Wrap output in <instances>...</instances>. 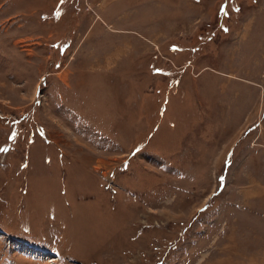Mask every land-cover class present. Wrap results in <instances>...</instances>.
Segmentation results:
<instances>
[{
	"label": "rangeland",
	"instance_id": "1",
	"mask_svg": "<svg viewBox=\"0 0 264 264\" xmlns=\"http://www.w3.org/2000/svg\"><path fill=\"white\" fill-rule=\"evenodd\" d=\"M0 264H264V0H0Z\"/></svg>",
	"mask_w": 264,
	"mask_h": 264
},
{
	"label": "flooded vegetation",
	"instance_id": "2",
	"mask_svg": "<svg viewBox=\"0 0 264 264\" xmlns=\"http://www.w3.org/2000/svg\"><path fill=\"white\" fill-rule=\"evenodd\" d=\"M69 43H70V42H66L64 45H65L66 47H68V46H69ZM161 258H164V256L161 257ZM161 258H159V259H161Z\"/></svg>",
	"mask_w": 264,
	"mask_h": 264
}]
</instances>
